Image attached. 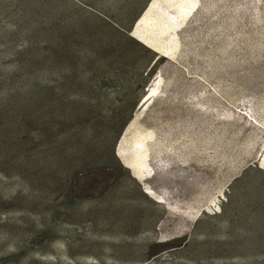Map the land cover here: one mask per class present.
I'll return each instance as SVG.
<instances>
[{"label":"rangeland","instance_id":"obj_1","mask_svg":"<svg viewBox=\"0 0 264 264\" xmlns=\"http://www.w3.org/2000/svg\"><path fill=\"white\" fill-rule=\"evenodd\" d=\"M141 2L0 0V264H264V0Z\"/></svg>","mask_w":264,"mask_h":264},{"label":"trees","instance_id":"obj_2","mask_svg":"<svg viewBox=\"0 0 264 264\" xmlns=\"http://www.w3.org/2000/svg\"><path fill=\"white\" fill-rule=\"evenodd\" d=\"M33 1L35 2V0H14L13 4H14L15 10L16 11L21 10V13H22V14L18 15V20H20V22H21V17H22L23 21L25 19V23H26L27 16L25 15V12L27 13L28 9L34 10V6L37 5V3H36V4L32 5L31 7H29L31 5V2H33ZM93 1H96V0H93ZM125 1H127V3H125ZM113 2L114 3H112V6L117 7V5L119 6V5L123 4L127 8H129L130 12L135 10L134 8L136 5H139L140 3H142L141 0H113ZM106 4H107V2H106ZM146 5L147 4H145L144 7L143 8L141 7L139 10H135L136 15L133 17V20L131 21L130 27H132L135 24V22L139 19L140 15L145 10ZM45 11H46L47 15H45V18H44V29L43 28L41 29V33L43 32L42 34L47 39L46 44H47L48 49L47 48L46 49H47V52H49L48 57L51 58L54 55V57L56 56L59 59L60 55L58 54L57 50H53L52 47H56V45L58 44V41L61 39V32H63L61 30H63V28L68 27V26L64 27L63 24L61 23V22H65V21H63V18L61 17L62 10H60L61 12L59 10L55 11V10H53L52 6L48 4L45 8ZM63 13H64V11H63ZM14 28L17 29V32L11 38L12 43H13V46L10 45L12 48V53H13L12 56L18 57L19 60L21 61L22 54L20 51L17 50L16 43L19 41L20 38L21 39H32V34L35 31H33L30 28V26L27 24H26L25 29H22L21 24L16 25ZM50 48H52L53 53H51ZM47 65H50V64H47ZM47 65L45 66V67H47L46 71H43L44 76H43L42 84H47L49 86V85H52L54 82L59 83V77H58V75H56V73H58L57 67H50V66L48 67ZM55 75H56V77H55ZM54 79H55V81H54ZM116 143H117L116 140L112 143L113 145L111 146L112 147L111 151H112V158L114 160L118 161L117 156L115 154ZM104 150L106 151V148H104ZM105 157H107V155ZM83 159H85V158L83 157ZM83 159H82L81 163L78 164L77 167H79V168L82 167V165L84 163Z\"/></svg>","mask_w":264,"mask_h":264}]
</instances>
